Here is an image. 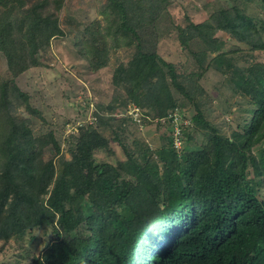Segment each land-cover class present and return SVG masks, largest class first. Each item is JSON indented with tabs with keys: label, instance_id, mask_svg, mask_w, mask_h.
Returning <instances> with one entry per match:
<instances>
[{
	"label": "trees",
	"instance_id": "1",
	"mask_svg": "<svg viewBox=\"0 0 264 264\" xmlns=\"http://www.w3.org/2000/svg\"><path fill=\"white\" fill-rule=\"evenodd\" d=\"M127 1L109 0L117 18L107 35L124 39L118 47L136 45L127 65L115 70L116 82L128 103L150 109L158 127L163 121L170 128L177 108L171 85L180 93L185 88L174 65L143 50L137 12ZM54 3L59 10L61 1ZM50 6L49 0H0V53L11 75H0V125L7 124L0 132V241L52 229L57 239L34 264H264V63L240 68L219 54L203 66L208 52L201 54L202 71L226 75L232 93L246 101L245 115L227 137L206 121L202 104L195 105L192 122L209 132L211 144L189 151L180 126L182 145L175 148L169 134L167 147L156 151L161 176L149 148L139 150L142 163L125 150L117 166L98 164L94 153L107 142L93 130L82 133L70 160L60 159L56 169L39 159L41 147L50 144L58 154L52 134L34 137L28 121L11 115L22 107L34 113L14 80L38 66L39 52L62 34ZM219 13L218 30L264 51L253 17L237 4ZM159 14L155 10L149 23Z\"/></svg>",
	"mask_w": 264,
	"mask_h": 264
},
{
	"label": "rangeland",
	"instance_id": "2",
	"mask_svg": "<svg viewBox=\"0 0 264 264\" xmlns=\"http://www.w3.org/2000/svg\"><path fill=\"white\" fill-rule=\"evenodd\" d=\"M37 1L40 0H25L27 5ZM54 1L49 0L51 6L47 12L55 14L62 34L52 39L46 50L39 52L38 66L26 69L14 80L27 94L34 113L30 114L22 107L11 115L15 120L28 121L26 125L34 137L52 134L59 149L55 154L53 144L41 147L39 159L51 160L57 169L60 159L70 160V149L82 133L93 130L98 139L107 142L105 149L94 153L98 164L117 166L126 160L125 150L132 152L142 163L139 150L149 148L152 163L161 176L164 167L157 159L156 151L167 147V137L169 134L174 137L175 128L183 126L189 151L211 144L209 132L192 122L198 103L202 104L206 121L221 134L228 137L237 129V118L245 115L246 101L232 93L225 82L226 75L213 70L203 72L206 68H200L203 61L200 56L208 52L203 66L219 54L226 55L240 68L253 62L264 63V51H252L250 45L233 34L217 29L219 12L237 4L243 13L254 18L264 40V1L243 3L237 0L236 4L233 0L126 2L133 5V12H137L135 23L140 27L136 30L143 50L155 51L162 61L174 65L178 81L185 88L180 93L171 85L177 108L171 114L176 118H172L170 128L163 121L162 128L158 127L150 109L128 103L124 90L116 82L115 70L127 65L136 45L118 47V43H125L124 39L115 42L107 35L117 18L109 0H60L59 10L55 9ZM155 10L160 14L152 25L149 22ZM206 23L210 28L201 32ZM210 48L212 51H207ZM0 75L11 78L6 58L1 53ZM0 127V132H5L7 124L3 121ZM180 133L182 135V131ZM182 141L180 139L181 145ZM260 150L253 149L251 156L257 158ZM78 212H81L79 208ZM56 239L52 229L13 235L7 241H0V264H34Z\"/></svg>",
	"mask_w": 264,
	"mask_h": 264
},
{
	"label": "built area",
	"instance_id": "3",
	"mask_svg": "<svg viewBox=\"0 0 264 264\" xmlns=\"http://www.w3.org/2000/svg\"><path fill=\"white\" fill-rule=\"evenodd\" d=\"M176 118V117H175ZM174 118V120H175ZM178 130V131H177ZM173 141H174V146L175 148H179L180 145H181V142H180V138H179V129L175 128L174 130V137H173Z\"/></svg>",
	"mask_w": 264,
	"mask_h": 264
}]
</instances>
